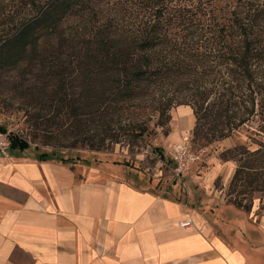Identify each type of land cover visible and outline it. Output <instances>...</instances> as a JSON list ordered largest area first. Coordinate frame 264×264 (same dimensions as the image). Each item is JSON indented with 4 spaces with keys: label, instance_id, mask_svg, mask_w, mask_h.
<instances>
[{
    "label": "trees",
    "instance_id": "obj_1",
    "mask_svg": "<svg viewBox=\"0 0 264 264\" xmlns=\"http://www.w3.org/2000/svg\"><path fill=\"white\" fill-rule=\"evenodd\" d=\"M219 1L128 0L124 14L104 19L93 0H10L0 71L36 68L21 95L40 141L10 133L11 150L91 164L84 151L150 136L179 106L193 109L194 136L207 145L251 121L264 134V1L237 0L231 11ZM254 143L229 149L239 157L231 186L264 169V141Z\"/></svg>",
    "mask_w": 264,
    "mask_h": 264
},
{
    "label": "crops",
    "instance_id": "obj_2",
    "mask_svg": "<svg viewBox=\"0 0 264 264\" xmlns=\"http://www.w3.org/2000/svg\"><path fill=\"white\" fill-rule=\"evenodd\" d=\"M77 164L0 153V264H264V225L233 249L184 201Z\"/></svg>",
    "mask_w": 264,
    "mask_h": 264
},
{
    "label": "rangeland",
    "instance_id": "obj_3",
    "mask_svg": "<svg viewBox=\"0 0 264 264\" xmlns=\"http://www.w3.org/2000/svg\"><path fill=\"white\" fill-rule=\"evenodd\" d=\"M127 1L93 0L89 6L94 4V9L102 11L106 19L117 13L120 16L124 14L129 6ZM9 3L10 0H0V25L6 21L2 11ZM217 3L226 11L237 8V0H220ZM75 20L77 18L70 19L68 25ZM85 21L95 22L88 17ZM35 71L36 68L29 65L0 71V126L11 134L28 139L33 147L40 141L32 137L34 128L21 91ZM170 113L171 120L166 125L156 127L152 135H145L141 140H123L99 152L84 151L82 157L88 159L91 165L78 162L77 168L79 164L83 167L80 174L86 168L108 164L113 168L115 178L184 201L233 249L255 247L262 242L264 225V169L258 173L243 172L237 186L233 187L231 181L239 167V157L236 159L234 152L228 151L243 143H253L250 146L253 150L257 147L254 142L264 141V134H254L259 122L251 121L243 126L241 132L207 145L203 138L194 136L196 119L190 106L174 107ZM179 147L185 148L188 156L187 165L181 171L176 162V149ZM45 149L51 148L46 146Z\"/></svg>",
    "mask_w": 264,
    "mask_h": 264
},
{
    "label": "built area",
    "instance_id": "obj_4",
    "mask_svg": "<svg viewBox=\"0 0 264 264\" xmlns=\"http://www.w3.org/2000/svg\"><path fill=\"white\" fill-rule=\"evenodd\" d=\"M0 153L5 157H10L11 155V136L9 131H3L0 129ZM188 159L187 150L185 148L179 147L176 149V162L179 164L180 171L186 167V160ZM192 222L188 221L183 223L188 226Z\"/></svg>",
    "mask_w": 264,
    "mask_h": 264
}]
</instances>
